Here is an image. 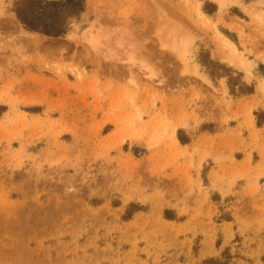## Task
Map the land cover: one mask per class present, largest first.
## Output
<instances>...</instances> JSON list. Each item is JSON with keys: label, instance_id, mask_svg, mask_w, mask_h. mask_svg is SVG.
Instances as JSON below:
<instances>
[{"label": "rangeland", "instance_id": "1", "mask_svg": "<svg viewBox=\"0 0 264 264\" xmlns=\"http://www.w3.org/2000/svg\"><path fill=\"white\" fill-rule=\"evenodd\" d=\"M38 1L0 0V264H264V0H82L57 37Z\"/></svg>", "mask_w": 264, "mask_h": 264}, {"label": "trees", "instance_id": "2", "mask_svg": "<svg viewBox=\"0 0 264 264\" xmlns=\"http://www.w3.org/2000/svg\"><path fill=\"white\" fill-rule=\"evenodd\" d=\"M37 5H40L39 1L37 3L34 2V4L30 5V8L28 10L31 11H27L28 14L21 12L20 15H18V20L28 31L41 33L46 36L57 37L64 33L62 28L58 25L59 20H61V17L59 16V9L63 8L64 6H71L76 8L77 10H80L82 8V0H66L65 4H58L56 2H53L51 3V5L58 10L56 12H50L48 14H44V10L42 14H40L37 11L39 9Z\"/></svg>", "mask_w": 264, "mask_h": 264}, {"label": "bare ground", "instance_id": "3", "mask_svg": "<svg viewBox=\"0 0 264 264\" xmlns=\"http://www.w3.org/2000/svg\"><path fill=\"white\" fill-rule=\"evenodd\" d=\"M164 29H165V28H164ZM165 30H166V29H165ZM173 32H174V31H173ZM173 32H172V33H173ZM164 33H165V32H164ZM166 33L169 34L170 31H169V33H168V30H166ZM175 34H176V33H175ZM165 36H166V35H165ZM168 36H170V35H168ZM174 36H175V35H174ZM172 38H174V37H172ZM172 40H173V39H172ZM222 40H223L226 44H228V46H229L231 49L235 50V49H234V46H233L229 41L225 40L223 37H222ZM230 48H229V49H230ZM219 49H220V48H219ZM231 52H232V50H231ZM235 52H236V51H235ZM233 55H234V54H233Z\"/></svg>", "mask_w": 264, "mask_h": 264}]
</instances>
